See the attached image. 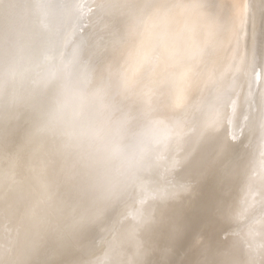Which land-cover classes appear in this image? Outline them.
I'll return each instance as SVG.
<instances>
[{
    "label": "rangeland",
    "instance_id": "rangeland-1",
    "mask_svg": "<svg viewBox=\"0 0 264 264\" xmlns=\"http://www.w3.org/2000/svg\"><path fill=\"white\" fill-rule=\"evenodd\" d=\"M212 1L202 2L213 26L199 41L191 42L193 14L185 6L198 0H144L162 8L157 27L112 52L103 45L108 44L110 33L118 32L119 19L108 0H0V172L2 165L7 170L16 167L10 174L13 178L4 170L14 185L0 175L4 177L0 200L13 206L8 207L11 212H18L14 217L0 201L3 264H92L105 258L107 247L114 243L118 247L109 254L113 264H129L140 257L142 264H213L215 258V264L227 260L264 264V0H214L215 5ZM76 77L84 91L69 95L65 89L57 103L71 138L55 130L38 132L59 89ZM92 96L116 121L111 141L89 117ZM141 112L147 115L138 118ZM2 180L10 187L18 183L21 188H15H20V194L26 192L21 194L24 200L28 192L29 200L21 205V195V201L16 195L19 199L6 197L9 192ZM38 186L55 190L53 195L60 189L57 196L68 200L66 205L56 198L60 213L54 205L56 195L47 197ZM81 190L92 205L110 208V215L103 209L94 216L79 211L71 199ZM39 202L49 208L41 210ZM69 203L78 207L72 210L81 212L78 218L76 213L71 217ZM98 215L109 216L101 220ZM56 216L70 225L66 233L61 232L66 224L56 226L61 221L56 222ZM95 216L100 224L93 225ZM80 217L87 220L75 225ZM164 217L179 225L181 233L174 240L163 235L160 220ZM14 223H19L18 229Z\"/></svg>",
    "mask_w": 264,
    "mask_h": 264
},
{
    "label": "clouds",
    "instance_id": "clouds-1",
    "mask_svg": "<svg viewBox=\"0 0 264 264\" xmlns=\"http://www.w3.org/2000/svg\"><path fill=\"white\" fill-rule=\"evenodd\" d=\"M109 6L112 7L118 16V33L122 37L121 44L129 43L133 38L141 35L148 28L157 27V17L162 11L159 5H148L144 0H108ZM193 13L192 23L193 30L188 36L191 42L200 40L201 35L213 26L210 13L205 8L202 0L186 5ZM67 89L69 95L78 94L84 91L78 78H72L66 85H62L56 98L53 101L52 108L46 113L45 122L37 129L38 132H47L55 130L61 137H69L70 133L66 130L64 122L58 115L57 103L64 90ZM88 114L94 125L98 127L104 135V138L111 141L113 138L116 121L107 115L102 107L97 106V98L92 96L88 105ZM123 139V134H120ZM0 264H3L0 261Z\"/></svg>",
    "mask_w": 264,
    "mask_h": 264
},
{
    "label": "bare ground",
    "instance_id": "bare-ground-1",
    "mask_svg": "<svg viewBox=\"0 0 264 264\" xmlns=\"http://www.w3.org/2000/svg\"><path fill=\"white\" fill-rule=\"evenodd\" d=\"M202 1H203V0H202ZM204 1H205V0H204ZM213 1H214V0H213ZM213 1H212V4L215 5ZM215 2H216V1H215ZM210 3H211V2H210ZM208 4H209V3H208ZM218 4H219V3H218ZM213 5H210V6H213ZM213 7H214V6H213ZM220 7H221V6H220ZM228 7H229V6H228ZM215 8H218V7L215 6ZM209 9H210V7H209ZM218 9H219V8H218ZM220 9H221V8H220ZM222 9H223V8H222ZM215 10H217V9H215ZM233 10H234V8H233ZM209 11H210V10H209ZM211 11H212V10H211ZM218 11H219V10H218ZM223 12H224V11H223ZM209 13H210V12H209ZM213 13H215V12H213ZM213 13H211V14H213ZM217 13H218V12H217ZM217 13H216V14H217ZM176 14H177V12H176ZM176 14H175V15H176ZM181 14H182V13H181ZM191 14H193V13H191V11H190V15H191ZM176 16H177V15H176ZM176 16H175V17H176ZM188 16H189V15H188ZM191 16L193 17V15H191ZM214 16H215V14H214ZM210 17H211V16H210ZM181 18H182V17H181ZM184 18H185V17H184ZM226 18H227V17H226ZM179 19H180V18H179ZM211 19H212V18H211ZM213 19H214V18H213ZM233 19H234V18H233ZM177 20H178V19H177ZM229 20H230V19H229ZM175 21H176V20H175ZM233 21H234V20H233ZM228 22H229V21H228ZM213 23H214V22H213ZM224 23H225V22H224ZM173 24H174V23H173ZM225 24H226V23H225ZM222 25H223V24H222ZM255 25H256V24H255ZM252 26H254V24H253ZM256 26H257V25H256ZM256 26H255V28H256ZM255 28H254V29H255ZM254 29H253V30H254ZM256 29H257V28H256ZM249 30H250V29H249ZM156 31H157V30H156ZM250 32L253 33V31H250ZM249 35H253V34H249ZM252 38H253V36H252ZM252 38H251V39H252ZM254 38H255V36H254ZM254 38H253V39H254ZM230 39H231V38H230ZM247 39H248V38H247ZM247 39H246V41H247ZM236 42H237V41H236ZM243 42H244V41H243ZM252 42H253V41H252ZM246 43H247V42H246ZM250 43H251V42H250ZM253 43H254V42H253ZM253 43H251V44L253 45ZM244 44H245V43H244ZM234 46H235V45H234ZM247 46H248V45H247ZM246 48H247V47H246ZM247 49H249V48H247ZM245 51H246V50H245ZM247 51H248V50H247ZM252 51H254V50L252 49ZM252 51H251V53H252ZM249 52H250V51H249ZM249 52H248V53H249ZM248 53H246V54H248ZM251 53H250V54H251ZM111 54H112V53H111ZM244 54H245V53H244ZM248 55H249V54H248ZM250 57H251V56H250ZM252 58H253V57H252ZM250 59H251V58H250ZM253 59H254V58H253ZM111 60H112V59H111ZM113 60H114V59H113ZM251 60H252V59H251ZM112 62H114V61H112ZM237 62H238V61H237ZM246 62H247V60H246ZM244 63H245V61H244ZM110 64H112V63H110ZM239 64H240V63H239ZM249 64H251V63H249ZM223 65H224V64H223ZM233 65H234V64H233ZM235 66H236V65H235ZM241 66H242V64H241ZM243 67H244V65H243ZM234 71H235V70H234ZM244 71H245V70H244ZM241 72L243 73L242 69H241ZM236 74H237V73H236ZM236 74H235V75H236ZM226 76H227V75H226ZM236 76H237V75H236ZM236 76H235V77H236ZM240 76H241V75H240ZM232 77H233V76H232ZM232 77H231V78H232ZM237 77H238V76H237ZM237 77H236V79H237ZM241 77H242V76H241ZM225 78H226V80H228L227 77H225ZM238 79H239V77H238ZM232 80H233V79H232ZM232 80H231V81H232ZM228 82H229V81H228ZM232 82H233V81H232ZM230 83H231V82H229V84H230ZM234 83H235V82H234ZM229 84H228V86H229ZM232 84H233V83H232ZM226 86H227V85H226ZM226 86H225V87H226ZM228 86H227V87H228ZM231 87H233V86H231ZM233 88H234V87H233ZM227 89H228V88H227ZM229 90H230V89H229ZM227 93H229V92H227ZM208 98H209V97H208ZM215 98H216V97H215ZM222 98H223V97H222ZM226 98H227V97H226ZM226 98H224V99H226ZM209 99H210V98H209ZM213 99H214V98H213ZM213 99H212V100H213ZM217 100H218V99H217ZM219 100L221 101V99H219ZM215 101H216V100H215ZM222 101H223V100H222ZM211 102H212V101H211ZM166 118H167V117H166ZM61 119H62V118H61ZM167 119H168V118H167ZM174 119H175V118H174ZM169 120H170V119H169ZM176 120H177V119H176ZM66 121H67V119H66ZM165 121H166V120H165ZM165 121H164V122H165ZM170 122H171V120L169 121V123H170ZM161 123H162V122H161ZM167 123H168V122H167ZM172 123H173V122H172ZM164 124H165V123H164ZM166 128H167V127H166ZM181 144H182V143H181ZM138 150H139V149H138ZM142 151H143V150H142ZM136 152H137V150H136ZM137 153H138V152H137ZM182 153H183V152H182ZM134 154H135V153H134ZM144 154H146V153H144ZM82 155H83V154H82ZM184 155H185V154H184ZM134 156H136V155H134ZM167 156H168V155H167ZM181 156L183 157V154H181ZM132 157H133V156H132ZM136 157H138V156H136ZM141 157H142V156H141ZM148 157H149V156H148ZM148 157H147V158H148ZM139 158H140V157H139ZM147 158H146V159H147ZM81 159H82V158H81ZM146 159L144 160V162L146 161ZM142 160H143V159H142ZM75 161H76V160H75ZM135 161H136V160H135ZM140 161H141V160H140ZM140 161H138V163H139ZM81 162H82V161H81ZM84 164H85V163H84ZM139 164H140V163H139ZM141 164H142V163H141ZM141 164L139 165L140 167H141ZM147 164H148V162H147ZM169 165H170V164H169ZM143 166H145V165H143ZM137 167H138V166H137ZM0 168H1V166H0ZM7 168H8V167H7ZM7 168H5V169L7 170ZM15 168H16V167H15ZM15 168H9L10 170H9V169L7 170V171H10L9 174H8L6 171H4L5 169H3V165H2V171H4V173L1 171L0 173H3V174H0V175H2V176L5 175V178H6V174H5V172H6L8 175H10V174H11V171H12L13 169H15ZM0 170H1V169H0ZM17 174H18V173H17ZM93 174H94V173H93ZM72 175H73V174H72ZM2 176H1L0 180H1L2 178H4V177H2ZM76 176H77V175H76ZM81 176H82V175H81ZM9 177H11V175H10ZM77 177H78V176H77ZM83 177H84V176H83ZM7 178H8V177H7ZM7 178H6V179H7ZM11 178H13V177H11ZM15 178H16V177H15ZM8 179H9V181H10V178H8ZM37 179H38V178H37ZM77 179H78V178H77ZM169 179H170V178H169ZM13 180H14V179H13ZM34 180H35V178H34ZM43 180H45V179H43ZM43 180H42V183H44ZM2 181H3V182H2ZM2 181H1V182L4 184V183H5L4 180H2ZM15 181H17V179H16ZM19 181H20V180H19ZM19 181H17V182H19ZM31 181H33V178H32ZM35 181H36V180H35ZM71 181H72V180H71ZM77 181H78V180H77ZM166 181H167V180H166ZM168 181H171V182H172V180H168ZM168 181H167V182H168ZM7 182H8V181H6V183H5L6 186L4 185V186H5V189H4V190H6L7 192H9V193H8L9 195H7L6 197H10V196H11L12 198H14V197H16V196H18V195L23 194V193H21V194L19 193V189L21 188V186L18 185L17 182H16L17 184H16L15 187L20 186V188H18V190H17L14 186H13V187H10V184H9V186H8V183H7ZM10 182H12V179H11ZM13 182H14V181H13ZM13 182H12V183H13ZM21 182H23V181H21ZM21 182H19V183L21 184ZM26 182H27V181H26ZM37 182H39V179H38ZM40 182H41V181H40ZM81 182H82V181H81ZM135 182H136V181H135ZM175 182H176V181H175ZM12 183H11V184H12ZM23 183H24V182H23ZM29 183H30V181H29ZM136 183H137V182H136ZM176 183H177V182H176ZM176 183H175V184H176ZM179 183H180V182H179ZM179 183H178V184H179ZM35 184H37V183H35ZM35 184H34V185H35ZM38 184L40 185L41 183H38ZM171 184H172L173 187H174V183H171ZM178 184H176V185L178 186ZM181 184H183V183L181 182ZM181 184H179V185H181ZM0 185H1V184H0ZM12 185H14V183H13ZM22 185H23V184H22ZM24 185H25V184H24ZM43 185H45V184H43ZM43 185H42V186H43ZM72 185H74V184H72ZM176 185H175V186H176ZM27 186H28V185H27ZM40 186H41V185H40ZM63 186H64V185H63ZM63 186H62V187H63ZM143 186H144V185H143ZM166 186H167V185H166ZM181 186H182V185H181ZM22 187H24V186H22ZM29 187H32V185L30 186V184H29ZM38 187H39V186H38ZM47 187H48V185H47ZM66 187H67V185H66ZM144 187H145V186H144ZM168 187H169V186H168ZM184 187L186 188L185 185H184ZM189 187H190V186H189ZM35 188H36V187H35ZM42 188H43V187H42ZM64 188H65V186H64ZM64 188H62V189H64ZM67 188H68V187H67ZM96 188H97V187H96ZM174 188H175V187H174ZM178 188H179V187H178ZM180 188H181V187H180ZM182 188H183V187H182ZM38 189H40V187L37 188V190H38ZM50 189H51V188H46V187L44 186V188H43V189H40V190H43L44 192H43V191H42V192L44 193V195H47V197L54 198V195H56V197H55V201H54V202H55L54 205H55V207H56V204L58 203V202H56V201H57L58 199H61L60 197H58V196H59V193H58V192H59L60 189L58 190V192L56 191V193H55L54 195H53V192H55V190L53 189L54 191H49ZM172 189H173V188H172ZM175 189H176V188H175ZM188 189H189V188H188ZM23 190L26 191V189H23ZM28 190H29V189H28ZM35 190H36V189H35ZM51 190H52V189H51ZM64 190L67 191L68 189H67V190L64 189ZM162 190H163V189H162ZM168 190H169V189H168ZM183 190H184V189H182V192H184ZM17 191H18L19 194L16 193ZM20 191H22V190H20ZM139 191H140V190H139ZM158 191H159V190H158ZM174 191L178 192L177 189L174 190ZM174 191H173V192H174ZM22 192H23V191H22ZM39 192H41V191H39ZM39 192H38V191L36 192V193H38V196H39ZM60 192H61V194H62V191H60ZM135 192H136V190H135ZM160 192H163V191H160ZM164 192H165V191H164ZM179 192H181V190H179ZM25 193H26V192H25ZM25 193H24V194H25ZM43 193L40 194V197L43 196ZM57 193H58V196H57ZM141 193L143 194V192H141ZM170 193H172V191H171V187H170ZM188 193H189V192H188ZM190 193H191V192H190ZM24 194H23V195H24ZM27 194H28V192H27ZM27 194H26V196H25V200H24V198H23L24 196H22V195L20 196V197H22L23 199L20 198V197L18 196V197L20 198V201H21V199H22L21 202L18 200V201L21 203V205H22V202H24V201L26 202V201L29 200V199H28L29 197L27 198ZM75 194H76V193H74V195H75ZM138 194H139V193H138ZM166 194H168V193H166ZM176 194H177V193H176ZM176 194H175V195H176ZM179 194H180V193H179ZM15 195H16V196H15ZM62 195H63V194H62ZM144 195H145V193H144ZM159 195H160V194H159ZM169 195H170V194H168V196H169ZM172 195H173V194H172ZM175 195H174V196H175ZM189 195H190V194H189ZM189 195H188V196H189ZM29 196H30V195H29ZM129 196H130V195H129ZM132 196H133V195H132ZM162 196H163V193H162ZM180 196L182 197V195H180ZM180 196H178V197H180ZM185 196H186V194H185ZM4 197H5V196H4ZM4 197L1 196V198H4ZM18 197H16V199H17ZM30 197H31V196H30ZM47 197H46V199H48ZM57 197H58V198H57ZM62 197H63V196H62ZM73 197L75 198V201H76V202L74 201V198H73ZM73 197H72L73 199H71V198H70V199L73 200L72 202L74 203V205L76 204V206L79 207V211H80V210H81V212H82V210H83V211H87V212H90V211H91L90 213H91V215H93V216L98 214L97 211H101V212L103 213L102 209L104 210V208L99 209V206L92 205V203H91V201H90V197H89V195H88L87 193H84L82 190H81V192H79V193L77 192V195H76V196H73ZM130 197H131V196H130ZM130 197H129V198H130ZM145 197H146V196H145ZM159 197H160V196H159ZM192 197H194V198H192ZM192 197L190 198L191 201H192L193 199H195V196H192ZM19 198H18V199H19ZM42 198H43V197H42ZM56 198H57V200H56ZM156 198H157V197H156ZM156 198L153 197V199H155V200H156ZM167 198H168V197H167ZM167 198L165 197V201H164V203L167 201V200H166ZM170 198H171L170 200H173V199H174V197H171V195H170ZM187 198H188V197H187ZM27 199H28V200H27ZM43 199H45V198H43ZM46 199H45V200H46ZM65 199H66V198H65ZM70 199H69V200H70ZM133 199H135V198H133ZM133 199H132V197H131L130 200H133ZM146 199H147V198H146ZM175 199H176V198H175ZM177 199H178V198H177ZM2 200H3V199H2ZM2 200H0V201H2ZM8 200L10 201V198L7 199V202H9ZM23 200H24V201H23ZM32 200H33V198H32ZM32 200H30V201H32ZM48 200H49V202H50L49 204H51L50 199H48ZM62 200H63V202L65 201L64 199H61V201H62ZM71 200H70V201H71ZM123 200H125V199H123ZM135 200H136V199H135ZM144 200H145V199H144ZM159 200H160V199H159ZM163 200H164V199H163ZM163 200H162V203H163ZM3 201L5 202L6 200H3ZM3 201H2V203H3ZM14 201H15V200H13V202H14ZM30 201H29V202H30ZM58 201H60V200H58ZM66 201L68 202V200H66ZM66 201H65L64 204H66ZM127 201H128V200H127ZM133 201H134V200H133ZM149 201H151V200L148 199L147 202H149ZM11 202H12V201H11ZM11 202H9L10 205L12 204ZM19 202H17V205H15L16 208H17V206L20 204ZM25 202H24V203H25ZM29 202H28V203H29ZM43 202H47V201H44V200H43ZM52 202H53V201H52ZM120 202H121V201H120ZM122 202H123V201H122ZM122 202H121V203H122ZM130 202H131V201H130ZM153 202H154V200H153ZM160 202H161V200H160ZM15 203H16V202H15ZM31 203H32V202H31ZM33 203H34V202H33ZM33 203H32V205H35V204H33ZM40 203H41V202L37 203V205H39ZM47 203H48V202H47ZM47 203H46V205H45V203H43V204H44V205H43V208H44V206H48V208H49V205H47ZM61 203H62V202H61ZM117 203H118V202H117ZM125 203H126V202H125ZM150 203H152V201H151ZM162 203H161V204H162ZM195 203H196V202H195ZM195 203H193V204H195ZM4 204L6 205V207H5V206H4V207H5L8 211L11 212V211H12L11 208H13V206H8V207H11V208H8V207H7V204H8V203L6 204V202H5ZM64 204L62 203L61 206L64 205ZM69 204H70V203H69ZM71 204H72V203H71ZM71 204H70V205H71ZM147 204L149 205V203H147ZM166 204H167V202H166ZM171 204H172V203H171ZM190 204H191V202H190ZM0 205H1V202H0ZM21 205H20V209H21ZM26 205H27V204H26ZM52 205H53V203H52ZM66 205H67V204H66ZM72 205H73V204H72ZM72 205H71V212H73V214L71 213V215H72L71 217L73 218V217H74V214H75L76 212H74V211H72V210H75V209L78 208V207L75 208V207L72 206ZM117 205H120V203H118ZM127 205H128V204H127ZM57 206H60V204L57 205ZM120 206H121V205H120ZM143 206H144V205H143ZM168 206H169V205H168ZM25 207H26V206H25ZM39 207H41V206L39 205ZM51 207H52V208H51V211H52V210H53V206H51ZM64 207H65V206H63V208H64ZM73 207H74L75 209H74ZM113 207H114V206H113ZM113 207H112V208H113ZM116 207H117V206H116ZM116 207H115V208H116ZM156 207H157V208L160 207V204H159V206H157V204H156ZM156 207H155V208H156ZM161 207H162V206H161ZM165 207H166V206H165ZM202 207H203V206H202ZM22 208H23V207H22ZM29 208H30V207H29ZM34 208H35V206H34ZM34 208H33V209H34ZM36 208H37V210H39V212H42V211H41V210L43 209L42 207L40 208L41 210L38 209L37 206H36ZM36 208H35V209H36ZM56 208H57V207H56ZM61 208H62V207H61ZM72 208H73V209H72ZM112 208H111V209H112ZM147 208H149V207H147ZM10 209H11V210H10ZM17 209H18V208H17ZM17 209H16V210H17ZM45 209H46V207H45ZM57 209H59L58 211H59V213H60V208H57ZM57 209H56V210H57ZM109 209H110V208H109ZM109 209H108V210H109ZM124 209H125V208H124ZM197 209H198V208H197ZM200 209H201V208H200ZM1 210H2V209H1ZM7 210H6V211H7ZM37 210H36V211H37ZM46 210H47V209H46ZM54 210H55V209H54ZM54 210H53V211H54ZM62 210H65V208L62 209ZM62 210H61V211H62ZM76 210H78V209H76ZM105 210L108 211L107 209H105ZM105 210H104V211H105ZM112 210H113V209H112ZM112 210H110V211H112ZM148 210H151V209H148ZM148 210H146V211H148ZM165 210H166V209H165ZM4 211H5V210H4ZM8 211H7V213H10V212H8ZM13 211H15V210H13ZM20 211H21V210H20ZM23 211H24V210H23ZM44 211H45V210H43V213H44ZM58 211L56 212V214L58 213ZM79 211L76 213V214H79V215L76 216V214H75V217H77V218H78V216H80V214H81V212H79ZM155 211H156V210H155ZM159 211H161V210L159 209ZM163 211H164V210H163ZM201 211H202V210H201ZM2 212H3V211H2ZM101 212H99L100 215H102ZM108 212H109V211H108ZM112 212H113V211H112ZM143 212H145V209H144ZM166 212H167V211H166ZM204 212H205V211H203V213H204ZM11 213H13V216H14V217L16 216V215H14L15 213L18 214V212H15V213H14V212H11ZM20 213H21V212H20ZM20 213H19V214H20ZM46 213H47V211L45 212V214H46ZM53 213H54V212H53ZM90 213L85 214V216L88 218V215H89ZM104 213H105V212H104ZM110 213H111V212H109V215H110ZM126 213H127V212H126ZM152 213H154V211H152ZM152 213H149V212H148V214H150V215H152ZM159 213H161V215H162V212H158L157 214H159ZM176 213H177V212H176ZM193 213H194V212H193ZM195 213H196V212H195ZM205 213H206V212H205ZM36 214H37V213H36ZM45 214H44V215H45ZM106 214H108V213H106ZM123 214H124V212H123ZM139 214H140V213H139ZM21 215H22V214H21ZM44 215H43V216H44ZM91 215H90V217H91ZM100 215H98L99 218L102 217V216H100ZM109 215H108V216H109ZM154 215H155V213H154ZM176 215H177V214H176ZM178 215H179V214H178ZM10 216H11V215H10ZM13 216H12V217H13ZM43 216H41V217H43ZM58 216H59V214H58ZM81 216H82V215H81ZM83 216H84V213H83ZM103 216H105V215L103 214ZM106 216H107V215H106ZM108 216H107V217H108ZM140 216H141V215H140ZM152 216H153V215H152ZM155 216H157V215H155ZM173 216L175 217V215H173ZM179 216H180V215H179ZM47 217H48V216H46V218H47ZM56 217H57V216H56ZM107 217H106V219H105L104 217H102V218H104L105 220H107ZM148 217H150V216H148ZM148 217H146V218H148ZM161 217H162V216H161ZM174 217H173V218H174ZM1 218H2V217H1ZM7 218H8V217H7ZM16 218H17V217H16ZM19 218H20V217H19ZM32 218H33V217H32ZM46 218H45V219H46ZM80 218H81V217H80ZM83 218H85V217H83ZM138 218H139V217H138ZM154 218H155V217H154ZM159 218H160V217H159ZM184 218H185V217H184ZM184 218H183V219H180V220L183 221ZM208 218H209V217H208ZM43 219H44V218H43ZM47 219H48V218H47ZM47 219H46V220H47ZM85 219H86V218H85ZM89 219H90V218H89ZM89 219H88V221H91V220H89ZM91 219H93V217H92ZM96 219H97V216H95V219L93 220V222L95 221V222L93 223V225H94L95 223H97V224L99 223V224H100V220L98 219V220L96 221ZM100 219H101V218H100ZM108 219H109V218H108ZM117 219H118V218H117ZM131 219H132V216H131ZM143 219H145L144 216H143ZM151 219H152V218H151ZM151 219H150V220H151ZM177 219H178V217H177ZM60 220H61V219H60L59 217H57L56 222H57V221H60ZM74 220H75V218L73 219V221H74ZM86 220H87V219H86ZM101 220H102V219H101ZM109 220L111 221V219H109ZM109 220H108L107 223L110 222ZM128 220H129V219H128ZM136 220H138L137 217H136ZM139 220H140V219H139ZM150 220H149V223H150ZM173 220H174V219H173ZM202 220H203V219H202ZM206 220H207V218H206ZM98 221H99V222H98ZM103 221H104V220H103ZM113 221H114V220H113ZM115 221H116V220H115ZM115 221H114V222H115ZM153 221H154V220H153ZM156 221H157V219H156ZM158 221H159V220H158ZM184 221H186V219H185ZM0 222H1V220H0ZM18 222H21V221H18ZM61 222H63V223L66 224V225L61 224ZM111 222H112V221H111ZM124 222H125V221H124ZM129 222H130V221H129ZM146 222H147V221H146ZM154 222H155V221H154ZM206 222H207V221H206ZM208 222H209V221H208ZM39 223L41 224V221H40ZM53 223H54V222H53ZM57 223H59V224H57L56 226H58V225H60V226H61V225H64L63 227H62V226H61V227H62L63 229H65V231H61V232L66 233V230H68V229L70 228V227H69L70 225L67 224V223H65V222L62 221V220H61L60 222H57ZM87 223H88V224H91L90 222H87ZM104 223H105V224H104ZM119 223H120V222H119ZM144 223H145V222H144ZM151 223H152V222H151ZM155 223H156V222H155ZM182 223H183V222H182ZM182 223H181V224H182ZM186 223L189 224L190 222H188V220H187ZM186 223L184 222L183 225L186 224ZM204 223H205V222H204ZM14 224H16V223H14ZM14 224H13V225H14ZM17 224H19V223H17ZM17 224H16V225H17ZM27 224L29 225V223H27ZM55 224H56V223H55ZM55 224H54V226H55ZM101 224H102V222H101ZM127 224H128V223H127ZM134 224H135V223H134ZM138 224H139V223H138ZM138 224L136 223L137 226H138ZM152 224H153V223H152ZM181 224H180V225H181ZM16 225H15V226H16ZM30 225H31V224H30ZM46 225H47V224H46ZM68 225H69V226H68ZM80 225H81V224H80ZM103 225L106 226V222H103L102 226H103ZM129 225H130V224H129ZM143 225H144V224H143ZM199 225H200V223H199ZM205 225H206V224H205ZM43 226H44V228H43ZM56 226H55V227H52V225H51V227H52L53 229H55ZM66 226H68L67 229L65 228ZM81 226H82V225H81ZM81 226H79V227H81ZM125 226H126V225H125ZM130 226H131V225H130ZM134 226H135V225H134ZM140 226H141V223H140ZM150 226H151V225H150ZM154 226H155V224H154ZM186 226H187V225H186ZM22 227H23V226H22ZM51 227L49 226L50 229H51ZM77 227H78V226H76V228H77ZM103 227H104V226H103ZM103 227H102V228H103ZM118 227H119V226H118ZM180 227H181V226H180ZM183 227H184V226H183ZM188 227H189V226H188ZM190 227H191V226H190ZM192 227H193V226H192ZM205 227H206V226H205ZM19 228H20V227H19ZM29 228H30V227H29ZM49 228H48V229H49ZM57 228H59V227H57ZM74 228H75V227H73V229H74ZM89 228H90V227H89ZM141 228H143V227H141ZM145 228H146V227H145ZM152 228H153V227H152ZM152 228H151V229H152ZM203 228H204V227H203ZM17 229H18V225H17ZM31 229H32V228H31ZM71 229H72V227H71ZM71 229H70V230H71ZM125 229H126V228H125ZM182 229H183V228H182ZM185 229H187V228H185ZM37 230H38V229H37ZM42 230H43V231L46 230V229H45V224H44V223H43V225H42ZM42 230H41V231H42ZM51 230H52V229H51ZM57 230H58V229H57ZM57 230H56V231H57ZM61 230H62V229H61ZM70 230L67 231V233H69ZM74 230H75V229H74ZM142 230L145 231L144 228H143ZM183 230H184V229H183ZM187 230H190V228L187 229ZM56 231H55V232H56ZM59 231H60V229H59ZM113 231H114V230H113ZM115 231H116V229H115ZM115 231H114V232H115ZM127 231H129V230H127ZM130 231H131V230H130ZM130 231H129V232H130ZM132 231H133V230H132ZM132 231H131V232H132ZM136 231H137V230H136ZM181 231H182V230H181ZM184 231H185V230H184ZM47 232H48V231H47ZM47 232H46V233H47ZM57 232H58V231H57ZM71 232H72V230H71ZM123 232H124V231H123ZM123 232H122V233H123ZM139 232H140V230H139L138 232H136V233H139ZM146 232H148V229H147ZM188 232H189V231H188ZM58 233H59V232H58ZM118 233H119V232H118ZM133 233H134V232H133ZM133 233H131V234H133ZM141 233H142V232H141ZM144 233H145V232H144ZM152 233H153V231H152ZM180 233H181V232H180ZM184 233H185V232H184ZM189 233H190V232H189ZM33 234H34V233L31 232L30 238H31L32 243H36V238L33 236ZM47 234H48V233H47ZM54 234H55V233H54ZM112 234H113V233H112ZM120 234H121V233H120ZM139 234H140V233H139ZM60 235H62V234H60ZM110 235H111V234H110ZM113 235H114V234H113ZM116 235H117V234H115V236H116ZM118 235H119V234H118ZM125 235H126V234H125ZM127 235H129V234H127ZM187 235H188V234H187ZM2 236H3V235H2ZM57 236H58V235H57ZM63 236H64V235H63ZM142 236H144V235H142ZM150 236H151V235H150ZM184 236H186V235L184 234L183 237H184ZM49 237H50V235H49ZM49 237H48V239H49ZM116 237H117V236H116ZM121 237H122V236H121ZM121 237H120V238H121ZM126 237L128 238V236H126ZM133 237H134V236H133ZM178 237H179V235H178ZM57 238H59V237H57ZM122 238L124 239V237H122ZM129 238H130V237H129ZM134 238H135V237H134ZM134 238H133L132 241H135ZM137 238H138V237H137ZM147 238H148V237H147ZM187 238H188V237H187ZM13 239H14V238H13ZM42 239H43V238H42ZM113 239H114V238H113ZM149 239H150V238H149ZM160 239H161V238H160ZM162 239H163V238H162ZM178 239H179V238H178ZM182 239H183V238H182ZM182 239H181V240H182ZM51 240H53V239H51ZM55 240H56V239H55ZM114 240H115V239H114ZM114 240H113V241H114ZM125 240H126V239H125ZM136 240H137V239H136ZM181 240H178V241H181ZM115 241H117V240H115ZM115 241H114V242H115ZM127 241H129V244H130V239L127 240ZM132 241H131V243H133ZM143 241H144V240H143ZM147 241H148V240H147ZM175 241H176V240H175ZM184 241H185V240H184ZM218 241H219V240H218ZM138 242H139V240H138ZM150 242H151V241H150ZM172 242H174V241H172ZM187 242H188V241H187ZM135 243H136V242H135ZM135 243H134V245H135ZM178 243H179V242H178ZM178 243H177V244H178ZM181 243H182V245L185 244V243H183V241H182ZM114 244H115V243H114ZM144 244H145V242H144ZM187 244H188V243H187ZM46 245H47V244H46ZM53 245H54V243H53ZM127 245H128V244H127ZM134 245L132 244V246H134ZM138 245H139V244H138ZM145 245L147 246V244H145ZM148 245H149V244H148ZM151 245H152V243H151ZM151 245H150V246H151ZM182 245H181V246H182ZM128 246L131 247L130 245H128ZM146 246H145V248H146ZM165 246H166V245H165ZM165 246H164V247H165ZM170 246H171V245H170ZM187 246H188V245H187ZM208 246H210V245H208ZM211 246H213V245H211ZM211 246H210V247H211ZM46 247H48V246H46ZM49 247H50V246H49ZM124 247H125V245H124ZM160 247H161V246H160ZM176 247H177V246H176ZM199 247H200V246H199ZM107 248H109V247H107ZM125 248H126V247H125ZM125 248H124V249H125ZM166 248H167V247H166ZM171 248H173V247H171ZM192 248H193V243H192ZM195 248H196V247H195ZM208 248H209V247H208ZM122 249H123V248H122ZM124 249H123V250H124ZM130 249H131V248H130ZM130 249L128 248V249H126V251H127V250H130ZM161 249H163V248H161ZM178 249H179V248H178ZM181 249H183V248H181ZM181 249H179V250H181ZM185 249H186V248H185ZM44 250H45V249H44ZM50 250H51V249H50ZM52 250H53V249H52ZM114 250H115V249H114ZM172 250H173V249H172ZM174 250H175V248H174ZM179 250H178V252H179ZM183 250H184V249H183ZM120 251H121V250H120ZM136 251H137V250H136ZM168 251H170V250H168ZM168 251H167V252H168ZM205 251H206V250H205ZM45 252H46V250H45ZM47 252H49V251H47ZM124 252H125V250H124ZM175 252H177V251H175ZM178 252H177V253H178ZM125 253H126V252H125ZM125 253H122V254H125ZM170 253H171V252H170ZM177 253H176V254H177ZM181 253H182V251H181ZM181 253H180V254H181ZM208 253H209V252H208ZM50 254H51V253H50ZM163 254H164V253H163ZM174 254H175V253H174ZM205 254H207V251L205 252ZM211 254H212V253H210V255H211ZM48 255H49V254H48ZM120 255H121V254H120ZM127 255H128V253H127ZM127 255H126V256H127ZM165 255H166V254H165ZM165 255H164V256L162 255V256H163L162 258H164ZM116 256H117V253H116ZM172 256H173V254H172ZM178 256H179V255H178ZM205 256H206V255H205ZM207 256L209 257L208 254H207ZM212 256H213V255H212ZM218 256H220V254H219ZM112 257H114L113 254H112ZM138 257H139V256H138ZM210 257H211V256H210ZM220 257H221V256H220ZM124 258H125V257H124ZM140 258H141V259H138V260H142L143 257H140ZM45 259H46V258H45ZM119 259H121V258H119ZM125 259H126V258H125ZM135 259H136V258H135ZM144 259H145V258H144ZM196 259H197V258H196ZM201 259H202V258H201ZM208 259H209V258H208ZM215 259H216V258H215ZM215 259H212V260H214V261H213V264H215V263H214V262H215ZM185 260H186V259H185ZM194 260H195V259H194ZM205 260H207V259H205ZM212 260H211V261H212ZM217 260H218V259H216V261H217ZM117 261L119 262V260H117ZM123 261H125V260H123ZM126 261L128 262L127 259H126ZM129 261H130V260H129ZM192 261H193V260H192ZM207 261H208V260H207ZM115 262H116V261H115ZM190 262H191V260H190ZM195 262H196V261H195ZM142 263H144V262H142ZM209 263H210V262H209ZM216 263H217V262H216ZM48 264H49V263H48ZM120 264H121V262H120ZM123 264H124V263H123ZM129 264H131V263H129ZM187 264H188V262H187ZM205 264H207L206 261H205ZM210 264H211V263H210Z\"/></svg>",
    "mask_w": 264,
    "mask_h": 264
},
{
    "label": "snow or ice",
    "instance_id": "snow-or-ice-1",
    "mask_svg": "<svg viewBox=\"0 0 264 264\" xmlns=\"http://www.w3.org/2000/svg\"><path fill=\"white\" fill-rule=\"evenodd\" d=\"M110 40L108 44L103 45L105 49H110L112 52H115L117 50V47L122 42V37L120 33L118 32H112L110 33ZM146 62V58H145ZM147 115L144 112H141L139 114L138 118H142L143 116ZM85 222L84 218L81 217L74 221L75 225L81 224ZM160 224L163 229V235L167 238V240L171 241L177 238L180 232L179 225L175 222V220L171 218L164 217L160 220ZM118 245L116 244H110L109 245V251L105 253V258L103 259H97L96 261L92 262V264H113V261L109 258V254L111 251H113ZM162 251L166 252V248L162 249ZM5 264H22V262H5ZM131 264H142V261L140 260H133L131 261ZM161 264H165V262L161 261ZM222 264H240L237 260H227L222 262Z\"/></svg>",
    "mask_w": 264,
    "mask_h": 264
}]
</instances>
